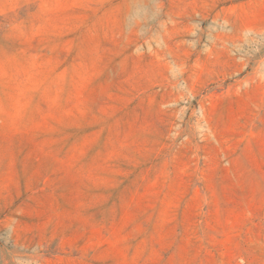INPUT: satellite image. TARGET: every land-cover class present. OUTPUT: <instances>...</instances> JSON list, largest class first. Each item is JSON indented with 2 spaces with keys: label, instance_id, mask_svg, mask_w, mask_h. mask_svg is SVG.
Instances as JSON below:
<instances>
[{
  "label": "rangeland",
  "instance_id": "obj_1",
  "mask_svg": "<svg viewBox=\"0 0 264 264\" xmlns=\"http://www.w3.org/2000/svg\"><path fill=\"white\" fill-rule=\"evenodd\" d=\"M0 264H264V0H0Z\"/></svg>",
  "mask_w": 264,
  "mask_h": 264
}]
</instances>
